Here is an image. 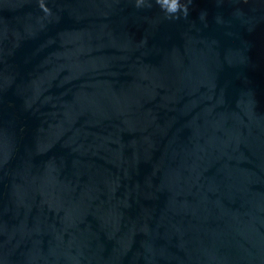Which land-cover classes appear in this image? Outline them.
I'll list each match as a JSON object with an SVG mask.
<instances>
[{"label": "water", "instance_id": "obj_1", "mask_svg": "<svg viewBox=\"0 0 264 264\" xmlns=\"http://www.w3.org/2000/svg\"><path fill=\"white\" fill-rule=\"evenodd\" d=\"M179 3L0 0V264H264V0Z\"/></svg>", "mask_w": 264, "mask_h": 264}, {"label": "clouds", "instance_id": "obj_2", "mask_svg": "<svg viewBox=\"0 0 264 264\" xmlns=\"http://www.w3.org/2000/svg\"><path fill=\"white\" fill-rule=\"evenodd\" d=\"M161 6L165 9V11L169 14H177L179 12H183L187 15V7H181L179 0H160ZM141 6L139 3L137 7Z\"/></svg>", "mask_w": 264, "mask_h": 264}]
</instances>
